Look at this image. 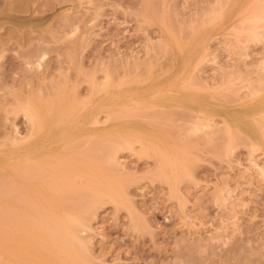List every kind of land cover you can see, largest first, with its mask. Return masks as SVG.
Returning <instances> with one entry per match:
<instances>
[{"label": "rangeland", "instance_id": "1", "mask_svg": "<svg viewBox=\"0 0 264 264\" xmlns=\"http://www.w3.org/2000/svg\"><path fill=\"white\" fill-rule=\"evenodd\" d=\"M177 77L184 97L179 104L124 110L118 102L106 110L115 111L114 117L99 114L97 132L104 137L89 138L85 131L56 140L52 151L61 154L43 162L70 160L72 173L81 174L76 181L69 177L78 187L63 195L66 203L43 199V205L31 207L34 201L18 200L14 179L22 142L14 139L41 140L44 134L48 139L47 132L62 125L57 119L54 126V120L68 114L70 105V112L78 107L80 116L96 96L129 87L155 93ZM82 100L91 102L82 106ZM38 104L37 119L44 122L41 117L48 113L54 119L45 118L47 131L28 138L27 115ZM120 109L121 118L115 115ZM40 120L36 126L43 124ZM10 162L15 173L7 167ZM0 166V235L6 234L0 237V264H56L52 254L30 252L29 236L12 241L15 215L24 210L32 215L22 206L25 200L33 215L40 208L34 216L48 214L51 205L79 215L81 224L75 222L80 226L74 229L81 242L74 250L82 264H264V0H0ZM87 166L104 176L93 175ZM110 190L121 192L122 202L111 200ZM41 191L36 193L43 197L52 192ZM93 191L103 197L96 199ZM51 228L47 237L61 239V232Z\"/></svg>", "mask_w": 264, "mask_h": 264}, {"label": "bare ground", "instance_id": "2", "mask_svg": "<svg viewBox=\"0 0 264 264\" xmlns=\"http://www.w3.org/2000/svg\"><path fill=\"white\" fill-rule=\"evenodd\" d=\"M257 17V16H256ZM260 18V17H259ZM137 73V72H136ZM138 74H139V72H138ZM140 75V74H139ZM138 75V76H139ZM186 75H188L189 77L191 76V75H189V74H186ZM140 77V76H139ZM180 78L181 77H177V78H175V79H173L172 81H171V84L169 85V87L166 89V88H161L158 92H155V93H148V91H146V89H144V90H141V89H143V88H140L139 90H137L136 88H132L131 90H129L131 87H129V89H125L126 91H123L122 92V90H120V91H117V92H110V93H107V94H109L108 96H104V97H100V96H96L95 98H93L92 99V105H91V107H90V110H87L86 111V113H83V114H81L80 116H78V115H76L75 114V112L78 110L77 108H75L74 109V111L71 113L70 112V110L71 109H73V105H70V107L68 106V108L70 109L67 113L68 114H63V118H66V120H64L63 121V118L62 117H59V118H61V119H59V118H56L55 120H54V122L56 121L57 122V119L58 120H60V123H53L52 122V120L54 119L53 117H51V116H53L51 113H48V112H45L46 114L48 113V117H51V121L49 122L48 121V124H50V123H53L54 124V126H56L55 124H57V126L59 125V124H62L61 125V128L60 129H51V130H49L48 132H47V134L49 135V138L48 139H44L43 138V136L45 135H43V136H41V140L40 139H28L27 140V137H25L26 138V140L24 139V138H17L16 140L14 139V143L16 142V141H18V142H22V144H21V146H18V180H15L14 178V181H15V183H16V181L18 182V200L19 199H22V198H26V200L27 199H29V200H32V201H34V203H31V201H30V204H33V205H30L29 204V206H33L34 207V204L36 203V204H38L39 205V203L41 204V205H43V199H44V202L45 201H47L48 200V202H45V203H48V204H50V202H49V200H51V199H53V201H55L54 199H56L57 200V203L56 204H59L58 202H60V203H66V201H64V202H61V201H63L64 199L66 200V197L64 198V196L63 195H65V193L66 192H68V190L70 191L71 190V192H72V190L73 189H77V187H78V185H74V186H76V187H74L73 186V184L75 183L74 181V183H71V179L70 178H72V171H74L73 170V168H75L74 167V165L73 164H70L69 162H71L70 160H68L69 162H66L67 164H70V165H72L71 167H72V169H71V167H70V165H67L66 163H64L63 161L62 162H59V163H57L56 165H54L53 164V162L51 163L50 161H44L43 162V160L44 159H49L50 157H51V159H49V160H51L52 161V159L53 158H56V156H58V155H60L61 153H59L60 151H58L57 149H56V152L58 151V153L59 154H57L56 155V153L54 154V152H55V150L53 149V146H54V144L56 143V140L58 139V138H61V137H63V136H65L66 134H68V133H70V132H74V133H79V132H85V131H87V132H89V134H88V136H89V138L94 134L95 135V137H96V135L97 136H99V138H101V137H104V135L105 134H102L103 136H101L100 137V134L98 135V132H97V123L99 122V120H98V117H99V114L101 113V111H106V110H110V108H113V107H115V105H116V103H118V102H120L121 104L120 105H122L123 104V108H124V110H127V109H129V107H131L132 106V109H133V107H134V105H137V106H139V105H141V106H139V107H145V108H148V109H153V108H155L154 106L156 105H163V104H168V103H175V104H179L182 100V98H184L183 97V95L181 94V92H180V89H179V82H180ZM186 80L188 79L187 78V76H186V78H185ZM134 82V81H133ZM185 82V81H184ZM105 83V82H104ZM131 83V82H130ZM191 83V82H190ZM95 84V83H94ZM107 84V83H106ZM105 84V85H106ZM126 84V83H125ZM101 85H103V84H101ZM119 85V84H118ZM121 86H122V83H121ZM182 86V85H181ZM180 86V87H181ZM185 86H188V85H186L185 84ZM92 87H94V88H96L94 85H92ZM91 87V90H93V88ZM114 87V86H113ZM120 87V86H119ZM118 87V88H119ZM98 89H99V87H97ZM135 89V90H134ZM103 89H99V90H97L98 92L99 91H102ZM129 90V91H128ZM141 90V91H140ZM96 91V90H95ZM96 91V95H97V92ZM133 91V92H132ZM138 93H137V92ZM146 91V92H145ZM91 92V91H90ZM140 92V93H139ZM144 92H145V94H144ZM132 93V94H131ZM91 94H92V92H91ZM93 95H95V93H93ZM92 95V96H93ZM103 96V95H102ZM141 97L142 98H144L143 100H141ZM88 98V97H87ZM89 98L91 99V97H90V94H89ZM89 98H88V100H89ZM83 101L84 103L82 104L80 101V104H82V106L84 105H86L85 103H88V102H91V101ZM188 100H191V99H188ZM48 102H50V101H48ZM54 102H55V100H54ZM62 102V101H61ZM73 102V101H72ZM71 102V103H72ZM76 102V101H75ZM35 103V105H36V102H33V103H31V104H34ZM38 103V102H37ZM66 103V102H65ZM68 103V102H67ZM70 103V104H71ZM77 103V102H76ZM51 104V103H50ZM61 104V103H60ZM64 104V103H63ZM72 104H75V103H72ZM79 104V103H78ZM34 105V107L36 108V107H38V109L36 108H31L32 110L34 109V110H36V112L35 111H29V113H28V115H27V112H26V114L25 115H27L28 117H29V119H30V123H31V129H30V135L28 136V138L29 137H31V136H38V134L40 133V131H42L43 129H46V124H47V122H46V120L48 119V117H45L44 115H42L43 113H40L39 115H42V117H41V119H44V122L46 123H44L42 120H40V119H37V118H40V117H38L37 116V114H38V112H37V110H39V107H40V105L39 106H35ZM47 105H49V104H47ZM53 105V104H52ZM66 105V104H65ZM143 105H145V106H143ZM31 106V105H30ZM30 106H28V108L30 107ZM42 106H45L44 105V103L43 104H41V107ZM54 106H55V104H54ZM54 106H53V108H54ZM57 106V105H56ZM55 106V107H56ZM63 106V105H62ZM71 106H72V108H71ZM79 106V105H78ZM81 106V107H82ZM117 106V105H116ZM128 107V108H125V107ZM60 107V106H59ZM119 107H121V106H118V108ZM197 107V106H196ZM200 109V111L202 110V111H206V113L207 112H210L209 111V109L207 108V107H205V106H198ZM42 108H44V107H42ZM41 108V109H42ZM46 108V107H45ZM52 108V110L54 111L55 110V108L53 109ZM62 108V107H61ZM60 108V109H61ZM30 109V108H29ZM30 109V110H31ZM39 110V112H42V110ZM47 109V108H46ZM59 109V110H60ZM81 109V108H80ZM122 109V108H121ZM119 110V112H118V110H116L117 112H118V115L117 114H115L116 116H119L120 117V115H119V113H121L120 111H123L124 112V110ZM135 109V108H134ZM136 109H137V107H136ZM135 109V110H136ZM142 109V108H141ZM62 110H64V109H62ZM66 110L67 109H65V113H66ZM138 110H140V108H138ZM47 111V110H46ZM49 111V110H48ZM52 111V112H53ZM129 111H131V110H128L127 111V113L129 112ZM31 112V113H30ZM50 112V111H49ZM79 112V111H78ZM107 113V120H109L111 117H114V116H112L113 114H114V112H109V111H106ZM132 112V111H131ZM141 112V111H140ZM148 112V111H147ZM44 113V114H45ZM55 113L57 114V112L55 111ZM70 113V114H69ZM116 113V112H115ZM127 113L125 112L124 114H123V117H124V115H127ZM136 113V112H135ZM134 113V114H135ZM138 113H139V111H138ZM137 113V115L138 116H140L139 114ZM141 113H143L144 114V111L143 112H141ZM146 113V112H145ZM51 114V115H50ZM54 114V113H53ZM56 114H55V116H56ZM58 114H60V113H58ZM62 114V113H61ZM78 114V113H77ZM132 114V113H131ZM133 114V115H134ZM50 115V116H49ZM65 115V116H64ZM137 115H135L136 117H137ZM152 115V114H151ZM167 115V114H166ZM59 116V115H58ZM106 116V115H105ZM155 116H157V115H155ZM168 116V115H167ZM198 116V115H197ZM200 116V115H199ZM128 117H129V115H128ZM143 117H145V116H143ZM147 117H148V115H147ZM151 117V116H150ZM149 117V118H150ZM45 118H46V120H45ZM117 118V117H116ZM121 118V117H120ZM119 118V119H120ZM124 118H127L126 116L124 117ZM146 118V117H145ZM200 118H202V117H200ZM114 119V118H113ZM38 121V120H40L39 122H43V124H41V125H45V126H41L40 124H38V126H40V127H38V126H36L37 124H36V121ZM50 120V119H49ZM87 121V123L85 124V125H83V126H79L78 125V122H81V121ZM147 120V119H146ZM200 120V119H199ZM39 122H37V123H39ZM63 122V123H62ZM147 122H149V121H147ZM103 123H105V122H103ZM51 125V124H50ZM247 125H250V123H248ZM246 125V126H247ZM53 125H52V127H54ZM42 127H44V128H42ZM48 127V126H47ZM59 127V126H58ZM41 128V129H40ZM49 129V128H48ZM113 129V128H112ZM250 129V128H249ZM253 130V129H252ZM45 131H47V129L45 130ZM111 131H113V130H111ZM115 131V130H114ZM261 131V130H260ZM116 132V131H115ZM123 132V131H122ZM228 132V131H227ZM253 132H255V130H253ZM91 133V134H90ZM117 133V132H116ZM108 134V133H107ZM106 134V135H107ZM93 135V136H94ZM136 135V134H135ZM141 135V134H140ZM35 136V137H36ZM110 137H111V135H109ZM117 136V135H116ZM119 136V135H118ZM123 136V135H122ZM121 136V137H122ZM126 136V135H125ZM148 136V135H147ZM21 137H23V136H21ZM45 137V136H44ZM109 137V138H110ZM113 137L115 138V136L113 135ZM112 137V138H113ZM138 137H140V136H138ZM143 137V136H142ZM231 137H232V135H231ZM88 138V137H87ZM107 138H108V135H107ZM108 138V141L110 140ZM124 138V137H123ZM123 138H121L122 140H123ZM133 138V137H132ZM141 138V137H140ZM79 139V138H78ZM128 139V138H127ZM148 139V138H147ZM152 139V138H151ZM88 140V139H87ZM96 140V139H95ZM98 140V139H97ZM103 140V139H102ZM101 140V141H102ZM107 140V139H106ZM121 140V141H122ZM129 141H130V143H132L131 142V140H130V138L128 139ZM141 140V139H140ZM139 140V141H140ZM73 141H75V140H73ZM100 141V140H99ZM104 141V140H103ZM117 140H115L114 142H116ZM125 141V140H124ZM127 141V140H126ZM125 141V142H126ZM145 141V140H144ZM148 141V140H147ZM72 142V141H71ZM123 142V141H122ZM128 142V141H127ZM74 143V142H73ZM99 143V142H98ZM103 143V142H102ZM104 143H105V141H104ZM116 143H119V142H116ZM149 144H150V146H152L151 144V142H148ZM111 144V143H110ZM141 144L143 145L144 144V146L146 147V144L145 143H143V140L141 141ZM258 144V143H257ZM14 145V144H13ZM71 145V144H70ZM106 145V144H105ZM113 145H115V144H113ZM63 146V145H62ZM62 146H61V148H62ZM69 146V145H68ZM116 146V145H115ZM114 146V147H115ZM118 146V145H117ZM125 146H126V144H125ZM127 146H129L130 147V144L129 143H127ZM176 146V145H175ZM174 146V147H175ZM259 146V145H258ZM63 147H65V145L63 146ZM119 147H122L121 146V143H120V146ZM143 147V146H142ZM147 147H148V145H147ZM177 147V149H176V152L178 151V146H176ZM175 147V148H176ZM112 148H113V146H112ZM117 148V147H116ZM124 148V147H123ZM163 148V147H162ZM117 149H119V148H117ZM116 149V150H117ZM150 149V148H149ZM149 149H148V151H149ZM157 149H160L161 150V148H157ZM166 149V148H165ZM54 152H53V151ZM123 150V149H122ZM145 150H147V149H145ZM163 150V149H162ZM172 150V149H171ZM17 151V150H16ZM102 151V150H101ZM121 151V150H120ZM167 150H165V152H166ZM170 151V150H169ZM99 152H100V150H99ZM103 152V151H102ZM101 152V153H102ZM109 152V151H108ZM153 152H154V150H153ZM17 153V152H16ZM111 153H112V156L114 157V155H113V153L114 152H112L111 151ZM145 153H148V152H145ZM155 153V152H154ZM153 153V154H154ZM156 153H158V151L156 152ZM160 153V152H159ZM164 153V152H163ZM173 153V152H172ZM172 153H170L171 155L170 156H172ZM174 153H175V150H174ZM115 154V153H114ZM165 154V153H164ZM105 155V154H104ZM158 155V154H157ZM156 155V156H157ZM169 155V154H168ZM175 154H173V156H174ZM176 155H178V154H176ZM101 156V155H100ZM166 156H167V154H166ZM53 157V158H52ZM63 157H64V155H63ZM108 157H111L110 155H108ZM176 157H178V156H176ZM179 157H180V155H179ZM179 157H178V159H179ZM182 157V156H181ZM37 158L38 159H40V163L39 164H34V163H36L35 162V159L37 160ZM66 158V157H65ZM97 158V157H96ZM159 158H161V154H160V157ZM171 158V157H170ZM10 159V158H9ZM31 159H33L34 160V163H31V164H29L30 162H32V160ZM57 159V158H56ZM97 159H99V157L97 158ZM96 159V160H97ZM110 159V158H109ZM31 160V161H30ZM63 160H65V159H63ZM96 160L94 161L95 162V164H97L96 163ZM99 160H102V158L101 159H99ZM161 160V159H160ZM177 160V159H176ZM180 160V159H179ZM162 161H164V160H162ZM7 162V161H6ZM160 162V161H159ZM168 162H170L169 161V159H168ZM172 162V161H171ZM173 162H174V160H173ZM176 162V161H175ZM174 162V163H175ZM167 163V162H166ZM181 163V162H180ZM9 164H10V166H12L13 168H11V169H14V167L16 166H13V165H11V162L10 163H8L7 164V167L9 166ZM95 164H94V166H95ZM159 164V163H158ZM160 164H161V162H160ZM159 164V165H160ZM162 164H163V162H162ZM170 164V163H169ZM169 164H167V166L169 165ZM173 164V163H172ZM178 163H176V165H177ZM3 165V164H2ZM176 165H172L171 167H169V168H172L173 166H176ZM76 166V165H75ZM163 166H164V164H163ZM1 167V166H0ZM69 168V170H67L68 168ZM90 167L91 166H89V169H90ZM162 167V166H161ZM165 167V166H164ZM163 167V168H164ZM176 167H178V166H176ZM10 168V167H9ZM51 170V172H48L47 174L45 173V171L46 170H49V169ZM67 168V169H66ZM94 168V167H93ZM157 168H158V166H157ZM182 168V166L180 167V169ZM15 169H16V167H15ZM15 169H14V173H15ZM76 169H77V167H76ZM85 169V168H84ZM88 169V166H87V168H86V170ZM88 169V170H89ZM91 169H92V167H91ZM90 169V170H91ZM95 169V168H94ZM94 169H92L93 170V172H92V174L93 175H95V174H97L98 173V169H97V167H96V171L94 170ZM161 169V168H160ZM174 169H176L175 167H174ZM179 169V168H178ZM0 170H1V168H0ZM3 170H5L4 168H3ZM82 170V169H81ZM168 170V169H167ZM76 171H78V170H76ZM99 171H100V169H99ZM102 171V170H101ZM162 171V170H161ZM170 171V170H169ZM172 171V170H171ZM171 171L169 172L170 173V175H172L173 174V172H175L174 173V177L176 176L175 174H176V171L174 170V171H172V173H171ZM178 171H180V170H178ZM2 172V171H1ZM5 172H7V171H5ZM79 172V171H78ZM81 172V171H80ZM79 172V173H80ZM84 172H85V170H84ZM95 172H97V173H95ZM156 172H157V170H156ZM156 172L154 173L155 175H157L156 174ZM166 173L167 171H166V167L163 169V173ZM77 173V172H76ZM88 174H90L89 173V171L87 172ZM100 173V172H99ZM98 173V174H99ZM103 173H104V171H103ZM106 173V172H105ZM163 173H162V175H163ZM168 173V174H169ZM2 174H3V172H2ZM6 174V173H5ZM13 174V173H12ZM17 174V173H16ZM83 174V173H82ZM97 174V175H98ZM102 173H100L99 175H101ZM107 174V173H106ZM167 174V175H168ZM74 176V178H73V180L75 179V181H76V177L78 176L79 177V175H81V174H77V175H75V174H73ZM84 175H87L86 174V172H85V174ZM103 175V174H102ZM169 175V176H170ZM179 174H177V176H178ZM13 176H14V174H13ZM104 176V175H103ZM102 176V177H103ZM106 176V175H105ZM168 176V177H169ZM172 176V177H173ZM6 177H8V176H6ZM10 177V176H9ZM12 177V176H11ZM70 177V178H69ZM77 177V178H78ZM81 178L83 177V176H80ZM89 177H91V176H89L88 175V178ZM96 177V176H95ZM158 177V176H157ZM167 177V178H168ZM171 177V178H172ZM17 178V177H16ZM84 178V180H85V177H83ZM82 178V179H83ZM88 178L86 177V179L88 180ZM93 178V177H92ZM99 178V177H98ZM98 178L95 180V178H93L92 179V181L93 180H95L96 182L98 181ZM107 178H108V175H107ZM107 178H105V179H107ZM170 178V179H171ZM9 179V178H8ZM11 179V178H10ZM90 179V178H89ZM101 179V178H100ZM104 179V182L106 183V180ZM109 179H110V176H109ZM108 179V180H109ZM162 179V178H161ZM165 179H166V176H165ZM175 179V178H174ZM176 179H178V178H176ZM86 180V181H87ZM91 180V179H90ZM89 180V181H90ZM107 180V181H108ZM167 180V179H166ZM88 181V182H89ZM94 181V182H95ZM101 181V180H100ZM103 181V180H102ZM168 181V180H167ZM82 182H83V180H82ZM91 182V181H90ZM175 182H176V180H175ZM174 182V183H175ZM11 183H13V182H11ZM10 183V184H11ZM14 183V184H15ZM86 183V182H85ZM91 183H93V182H91ZM98 183H99V181H98ZM173 183V182H172ZM17 184V183H16ZM75 184H77V183H75ZM102 184H103V182H102ZM102 184H100V185H102ZM107 184L108 183H106V184H104V185H106L107 186ZM176 184V183H175ZM104 185L102 186V188H105L104 187ZM16 186V185H15ZM30 188H29V187ZM87 186V185H86ZM91 186H94V187H92L93 188V190H95V187H96V189L99 187L98 186V184L96 185V184H92ZM90 186V184H89V187H91ZM98 186V187H97ZM174 186V185H173ZM27 187H28V189L30 190H28L27 189ZM80 187V186H79ZM84 187V186H83ZM108 187V186H107ZM110 187H112L113 188V186H112V184H111V186L109 185V188L108 189H111ZM81 188V187H80ZM91 188V189H92ZM101 188V187H100ZM116 188V187H115ZM42 189H44V190H42ZM79 189V188H78ZM90 189V188H89ZM108 189H106V190H108ZM38 190V192L39 191H41V193H47V192H49V191H52L51 193H47L46 194V196L45 197H43L42 195V197L41 196H39L38 195V192L36 193V191ZM46 190V191H45ZM86 190H87V188H86ZM112 190V189H111ZM110 190V192H112ZM114 190V189H113ZM73 191H75V190H73ZM117 191H118V188H117ZM117 191H115V192H112L111 194H112V196L109 194L108 195V197L110 196L112 199L111 200H115L117 203H118V197H119V200L121 201L122 200V198H121V196H122V194H121V192H120V196L118 195V193H117ZM120 191V190H119ZM94 193H96L97 191H93ZM93 192L91 193V194H93ZM100 192V193H99ZM105 192V191H104ZM109 192V193H110ZM108 193V192H107ZM106 193V194H107ZM97 195V197H96V199L98 198V195H100L99 197H101L102 195V193H101V191H98L97 193H96ZM44 195V194H43ZM94 195V194H93ZM118 195V196H117ZM23 196H26V197H23ZM105 196V195H104ZM107 196V195H106ZM103 197V196H102ZM109 197V198H110ZM95 198H93V200H94ZM100 199H102V198H100ZM26 200L24 201V202H26ZM29 200H27V203L29 202ZM20 201V200H19ZM52 201V202H53ZM114 201V202H115ZM119 201V202H120ZM24 202L22 203V206L23 205H25V208L24 209H27L28 208V210H29V212H31L30 214H32L31 216L29 215V214H27V210H26V212H25V210L23 211L24 212V214L26 213L27 215H25L24 216V214H22V212L20 211L19 213H18V215H15V217H18V223L16 222V218L14 217V216H12V217H14L13 218V220L16 222V224H14V225H16V227L18 226V228L14 231V230H12V227H10L11 228V231H14L15 232V234H14V232H13V234H14V236H13V234H12V237H14V238H12V241L13 242H16L18 239H20L19 238V236H22V235H27V236H29L31 239H32V242L30 243L31 244V247H32V249L30 250V252L31 253H34V254H36V253H38V252H42V254L43 255H53L54 256V258H53V260H54V263H56V264H82L83 263V260H82V262H80V258L78 259V253L79 252H77V254H76V252H75V247H76V245H78V243L79 242H81L80 240H78V239H80V238H78V236L76 235V231H75V226L77 227L79 224H81L80 223V221H79V215L76 213V214H74L73 215V213H74V211H73V213L72 212H70L69 210H67V212L69 211V213H67V212H63V211H59V210H56L54 207H51L50 206V210L48 211V214H46L45 213V215L44 216H42L41 217V215H43L42 213H41V215L40 214H38L37 216H34L36 213H38L39 212V209L40 208H38V212L35 210V212L36 213H34V215H33V212L34 211H31V208L30 207H27V203L26 204H24ZM122 202V201H121ZM120 202V203H121ZM124 202V201H123ZM67 203H69L68 201H67ZM20 203H18V207H20L21 206V204L19 205ZM51 204H54V203H51ZM61 205V204H60ZM65 205V204H64ZM36 206V205H35ZM55 206V205H54ZM69 206V205H68ZM72 206V204L70 205V207ZM37 207H40V206H37ZM60 207V206H59ZM13 208V207H12ZM52 208V209H51ZM58 208V207H57ZM64 208H66V207H63L62 209H64ZM72 208V207H71ZM19 209H21L22 210V208L20 207ZM35 209V208H34ZM33 209V210H34ZM44 209V208H43ZM55 211H54V210ZM61 209V208H60ZM67 209V208H66ZM42 210V209H41ZM44 210H46V208L44 209ZM74 210H76L75 209V207H74ZM78 210V209H77ZM76 210V211H77ZM81 210H83V209H81ZM12 212H14V210H12ZM61 212V213H60ZM84 212V211H83ZM72 213V217H66V216H68L69 214H71ZM80 213V212H79ZM22 214V215H21ZM67 214V215H66ZM21 215V216H20ZM77 215H78V217H77ZM23 216V217H22ZM28 216V217H27ZM26 217V218H25ZM33 217V218H32ZM60 217V218H59ZM81 218H82V216H80ZM9 218V217H8ZM28 218V219H27ZM66 218H69V220L72 218H74L72 221H69L68 219H66ZM31 219V220H30ZM8 220H10V219H8ZM10 222L11 223H9V222H7V223H9L11 226H13L14 227V225H12V219L10 220ZM74 224H73V223ZM75 222H78L77 223V225H75L76 223ZM83 222V221H82ZM6 223V224H7ZM75 225V226H74ZM9 226V225H8ZM49 226L51 227L52 226V228L51 229H57L58 230V232L60 231L61 232V236H62V238L60 239L59 237H60V235H59V233H57V231H55V232H53V233H57L59 236H58V238L60 239V241H63L62 243H60L59 244V239L56 237H54V236H49V234H48V237H47V235H46V232L48 233V231H46L48 228H49ZM80 226V225H79ZM82 226V225H81ZM16 227H14V228H16ZM75 228V229H74ZM17 230H18V232H17ZM49 230V229H48ZM50 231H52V230H50ZM10 232V231H9ZM4 235H6L5 233L4 234H1L0 235V237H1V239L3 238L2 236H4ZM10 235V234H9ZM47 237V238H46ZM0 239V240H1ZM5 239H6V237H5ZM8 240H9V237L7 238ZM14 239V240H13ZM58 239V240H57ZM10 240H11V238H10ZM11 241V242H12ZM2 242V241H1ZM10 242V241H9ZM12 242V243H13ZM18 242H19V240H18ZM52 242H55V245H56V247H53L52 245H51V243ZM81 244V243H80ZM79 246H81V245H79ZM79 246L77 247V248H79ZM4 247V246H3ZM41 247V248H40ZM76 248V249H77ZM4 249V248H3ZM58 249V250H57ZM0 250H1V248H0ZM77 251V250H76ZM78 251H79V249H78ZM1 252H3V251H1ZM2 256V255H1ZM0 256V257H1ZM5 258V257H4ZM3 258V259H4ZM8 262H9V259H8ZM40 262H41V260H37L36 261V264H40Z\"/></svg>", "mask_w": 264, "mask_h": 264}]
</instances>
